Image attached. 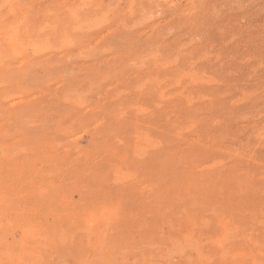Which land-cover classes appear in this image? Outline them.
Returning a JSON list of instances; mask_svg holds the SVG:
<instances>
[{
    "label": "rangeland",
    "instance_id": "1",
    "mask_svg": "<svg viewBox=\"0 0 264 264\" xmlns=\"http://www.w3.org/2000/svg\"><path fill=\"white\" fill-rule=\"evenodd\" d=\"M0 264H264V0H0Z\"/></svg>",
    "mask_w": 264,
    "mask_h": 264
}]
</instances>
